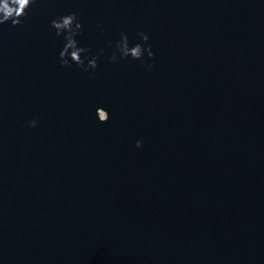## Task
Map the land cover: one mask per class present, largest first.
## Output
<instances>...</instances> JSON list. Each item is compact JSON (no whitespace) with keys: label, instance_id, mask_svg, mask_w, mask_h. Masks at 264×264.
<instances>
[{"label":"water","instance_id":"water-1","mask_svg":"<svg viewBox=\"0 0 264 264\" xmlns=\"http://www.w3.org/2000/svg\"><path fill=\"white\" fill-rule=\"evenodd\" d=\"M70 13L94 70L60 62ZM22 14L0 24V264H264V0ZM121 32L153 57L121 59Z\"/></svg>","mask_w":264,"mask_h":264},{"label":"clouds","instance_id":"clouds-1","mask_svg":"<svg viewBox=\"0 0 264 264\" xmlns=\"http://www.w3.org/2000/svg\"><path fill=\"white\" fill-rule=\"evenodd\" d=\"M34 3V0H0V24L8 23L9 27H16L18 18L22 17L23 10L29 4ZM12 9V12H9V9ZM51 27L55 29L56 35H60L64 33V44L61 49L59 56L60 62L62 65H70L71 63H75L76 65L83 67L85 71L88 69H95L97 67V57L92 56L89 58L85 56L83 60L79 59L78 53L87 52L86 48L77 47V41L75 37L79 34V31L82 27L79 22L77 15L75 13H70L67 15L60 16L51 21ZM140 36V43H136L133 46L129 47L128 36L126 33H120V39L116 44V49L119 53L121 59L130 57L133 60H139L141 64H144L145 54L149 59L153 57V52L151 51V46L148 45L145 47L144 45L148 41L149 37L147 34L141 32L138 33ZM72 49L70 55H66L68 50ZM112 61H116L117 55L113 53L110 57ZM85 60H87V65L85 67ZM152 65H147V70L151 71ZM36 121L30 120L28 121L29 127H35ZM136 147H141V141H136Z\"/></svg>","mask_w":264,"mask_h":264}]
</instances>
